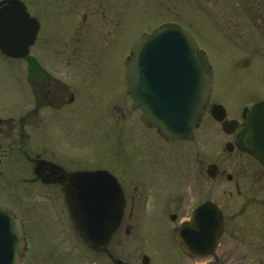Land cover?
Instances as JSON below:
<instances>
[{"label":"flooded vegetation","instance_id":"1","mask_svg":"<svg viewBox=\"0 0 264 264\" xmlns=\"http://www.w3.org/2000/svg\"><path fill=\"white\" fill-rule=\"evenodd\" d=\"M10 1L13 0H0V9L6 7ZM18 1L24 5L25 11L38 24L28 57L19 60L9 59L30 64L28 79L30 95L34 98V107L29 112L32 127L30 131H27L24 128L23 118L16 121L15 118H4L0 115V209L8 210L21 221L24 231V249L20 256V264H29L34 252L31 222L21 214L25 210H31L22 205V196L27 194L50 200L52 207L60 212L57 198L64 197L65 200L70 178L81 172H106L119 183L125 205L115 234L123 227L127 234H130L133 228L142 227L148 222H156L158 226H168L173 229L171 242L181 258L191 261H207L206 264H230L232 261H239L241 264L256 261L257 264H264V165L240 146L237 139L239 132L246 125L251 107L264 102V99L258 97L255 102L244 104L238 112L239 116H230L232 111L221 102L214 100L216 77L212 65L213 91L200 123L187 139L168 140L157 129L143 122L142 112L133 108V100L128 93L127 86L126 94L132 100L131 108L139 111L141 129L148 131L149 137L140 135L137 138L134 135L135 140L132 139L131 142L134 141L135 150H131L130 141L123 145L122 138H119L116 132V141L113 142L114 146L112 145L110 160L103 164H84L79 158L70 156L66 150L70 143V132L75 128L70 125V121L73 116L82 113L79 112L81 103L77 98L82 87L79 85L73 87L72 90L69 83L52 76L47 67L41 65L38 56L31 55V53L38 48L40 52L49 53L85 52L86 45L96 42V35L86 34L84 30L87 21L98 16L100 20L106 21L117 19L112 17L113 0ZM236 2L237 10L241 11V0H236ZM129 4L126 5L123 2L121 6L125 5L128 8ZM260 4L264 9L262 0ZM44 20L54 22L50 23L48 30ZM254 20L257 26L255 33L260 43L256 55V74L261 78L260 70L264 64V25L258 19ZM55 21H60L62 24H57ZM179 22L178 19H169L152 29L167 23L179 24ZM59 27L64 28L65 31L69 29V31L61 33ZM118 30L120 33H116L118 39L116 38L114 45L110 47L112 50H123L127 46L125 43L121 49L119 43H121L120 38L124 36L125 29ZM152 31L145 30L139 35ZM135 39L128 42L126 51L128 55L122 60L124 78L125 62L131 55ZM64 63L63 66L66 69L70 68L71 62L68 57ZM44 79H48L47 85L43 83ZM259 85L263 86L264 83ZM21 87L23 90L26 88L23 85ZM215 105H222L225 109L226 115L221 122L212 115ZM119 113L125 116L123 112ZM209 121L215 124L221 134L227 138L222 151H227L231 157L214 160L213 144L204 147L201 145L203 144L200 138L202 135H197V132L207 127ZM231 121H236L237 129L228 133L225 130V123ZM26 138L30 140L33 148L37 149L41 144L42 149L36 151L33 156L24 152L25 168L28 174L23 175L20 171V160L15 158L14 162L11 161L10 149L12 148L15 153L17 147L21 158V141ZM222 178L226 179L227 187L223 191L225 196L220 199L218 193L215 195L214 182ZM187 188H191L190 198L193 204L187 211V215L183 217L180 213L187 209L184 204ZM208 203H215L220 208L223 216V233L215 252L208 257H192L183 252L175 236V230L192 222L193 215L198 208ZM66 205L69 212V206L67 203ZM60 221L66 228V223L63 220ZM79 234L93 252L108 257L110 264H123L108 250L107 246L110 242L103 248L93 249L86 243L81 233Z\"/></svg>","mask_w":264,"mask_h":264},{"label":"rangeland","instance_id":"2","mask_svg":"<svg viewBox=\"0 0 264 264\" xmlns=\"http://www.w3.org/2000/svg\"><path fill=\"white\" fill-rule=\"evenodd\" d=\"M123 2L126 5L130 3L128 8L121 6ZM111 6L112 17L117 19L106 21L98 16L87 21L84 30L86 34L96 35V42L86 45L85 52L49 53L40 52L38 48L31 53L38 56L41 65L47 67L52 76L69 83L72 90L79 85L82 87L77 96L81 103L79 112L82 113L73 116L70 121V125L75 126L66 148L70 156L79 158L84 164H103L111 158L116 132L122 138L123 145L130 141L131 150H135L132 139L140 135L149 137L148 131L141 129L139 111L131 108L132 100L126 94L127 82L122 60L128 55L126 51L130 40L142 31H152L159 23L169 19H178L179 24L194 36L199 47L209 55L216 77L214 100L229 108L232 111L230 116H239L238 112L244 104L253 103L258 97L264 99V85H259L264 83L263 63L261 78L256 74V55L260 43L255 33L257 26L254 19L264 25V9L260 0H241V11L237 10L236 0H113ZM44 23L48 30L50 23L54 22L44 20ZM55 23L62 24L60 21ZM118 29H125L124 36L119 40L121 49L125 43L127 46L123 50H112L110 47L118 39L116 33H120ZM59 30L61 33L69 31L61 27ZM67 57L73 63L68 69L63 66ZM29 73L28 62L0 56V115L15 118L16 121L23 118L27 131L32 127L29 112L34 107ZM21 82L26 87L24 90ZM43 83L47 85L48 79H44ZM208 124L197 132V135H202L201 145L213 144L214 160L231 157L227 151H222L227 138L215 124L210 121ZM144 140L147 141L146 138ZM21 142V158L16 147L15 153L10 149V159L12 162L15 158L20 160V171L27 175L26 156L23 154L27 152L33 156L42 149V145L35 149L28 138ZM226 183L225 178L214 182L215 195L218 193L220 199L225 196ZM191 194V188H187L184 202L187 209L180 213L183 217L193 204ZM57 199L60 212L52 207L50 200L27 194L22 196V205L31 211L25 210L21 214L31 222L33 228L34 252L29 264H110L108 257L93 252L83 242L69 216L64 197ZM60 220L66 223V228ZM155 223L148 222L142 227L133 228L130 234L124 227L121 228L108 244V250L123 264H143L144 255L149 257V264H206L207 261L181 258L171 242L173 229ZM230 264L241 262L232 261ZM247 264L257 262L249 261Z\"/></svg>","mask_w":264,"mask_h":264},{"label":"water","instance_id":"3","mask_svg":"<svg viewBox=\"0 0 264 264\" xmlns=\"http://www.w3.org/2000/svg\"><path fill=\"white\" fill-rule=\"evenodd\" d=\"M264 5V0H262ZM38 30L37 22L18 0L0 9V53L9 58L28 57ZM128 93L142 120L168 140H185L202 119L212 95L213 72L207 54L178 24H165L142 34L126 61ZM214 118L223 121L225 109L214 106ZM236 121L226 122L228 133ZM240 146L264 165V103L254 105L237 136ZM65 201L76 229L93 249L105 247L117 231L124 195L117 180L106 172H81L70 178ZM223 216L215 203L202 205L193 221L175 230L189 256L208 257L223 233ZM24 249L21 221L0 209V264H20ZM148 264L149 258L143 257Z\"/></svg>","mask_w":264,"mask_h":264}]
</instances>
